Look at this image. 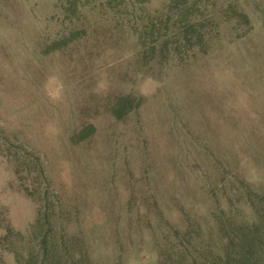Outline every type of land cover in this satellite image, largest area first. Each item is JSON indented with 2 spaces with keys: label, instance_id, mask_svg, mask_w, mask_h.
Returning a JSON list of instances; mask_svg holds the SVG:
<instances>
[{
  "label": "rangeland",
  "instance_id": "obj_1",
  "mask_svg": "<svg viewBox=\"0 0 264 264\" xmlns=\"http://www.w3.org/2000/svg\"><path fill=\"white\" fill-rule=\"evenodd\" d=\"M0 264H264V0H0Z\"/></svg>",
  "mask_w": 264,
  "mask_h": 264
},
{
  "label": "trees",
  "instance_id": "obj_2",
  "mask_svg": "<svg viewBox=\"0 0 264 264\" xmlns=\"http://www.w3.org/2000/svg\"><path fill=\"white\" fill-rule=\"evenodd\" d=\"M127 100V101H126ZM134 100L133 97H123L120 99V103L118 104V107L115 108L114 110V115L117 117V118H122V116L124 114H126L127 112H129L132 108V103ZM134 103V102H133ZM114 116V117H115ZM115 117V118H116ZM92 129H94L93 127H91Z\"/></svg>",
  "mask_w": 264,
  "mask_h": 264
}]
</instances>
